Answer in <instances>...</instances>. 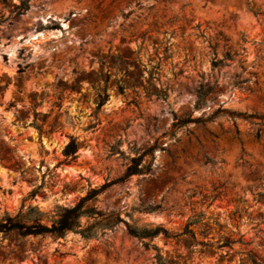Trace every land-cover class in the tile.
<instances>
[{
	"label": "rangeland",
	"instance_id": "obj_1",
	"mask_svg": "<svg viewBox=\"0 0 264 264\" xmlns=\"http://www.w3.org/2000/svg\"><path fill=\"white\" fill-rule=\"evenodd\" d=\"M21 1L0 0V219L73 206L156 145L149 173L88 206L174 234L200 219L191 229L207 245L139 240L124 223L91 239L14 232L0 234V264L264 260V0H31L19 12ZM228 52L237 56L213 70ZM200 85L212 89L197 108ZM189 116L213 118L172 136ZM70 137L78 159L66 164Z\"/></svg>",
	"mask_w": 264,
	"mask_h": 264
},
{
	"label": "trees",
	"instance_id": "obj_2",
	"mask_svg": "<svg viewBox=\"0 0 264 264\" xmlns=\"http://www.w3.org/2000/svg\"><path fill=\"white\" fill-rule=\"evenodd\" d=\"M4 3L7 0H2ZM31 0H23L20 3V6L17 8L19 12H25L29 9V3ZM237 54H231L230 52L226 53L221 60L214 58L212 62L213 70H220L226 66V62L232 61ZM247 79H241L237 76L234 79V85L239 86L247 83ZM211 87H204L200 85L196 90L197 104L196 107L200 108L205 103V98L211 92ZM108 96H100V101L97 109H100L106 102ZM213 118V117H212ZM210 118V119H212ZM209 119V120H210ZM203 118H192L189 116L184 119H176L173 123L172 136L175 135V132L183 127L188 126L189 124H205L207 121ZM37 130L40 132V135H43L45 132L41 126L36 125ZM156 145L150 147L146 151L136 154L134 157L129 159V165L127 170L121 178L105 183L100 188H91L88 193L79 199V201L70 207L57 206L53 211L43 212L37 206H29L25 209L23 206L19 212L12 216L5 214L4 217L0 219V234L8 235L10 233H17L21 237L27 236H51L55 239H62L68 233L80 234L85 239H91L95 237L97 231L104 232L105 230H113L116 225L119 223H124L128 234L131 237L137 238L139 240H149L152 242L155 238L163 236L165 239L179 240L180 237L187 236L193 243L206 246V243H198L196 241L195 232L191 229V226L200 223V219H195L189 222L182 233H172L169 230L161 227H137L136 225H129L125 222L120 215H115L113 213L103 214L96 207H89L88 203L95 201L100 194L109 189L110 187L124 183L129 178L134 176H141L149 173L153 168L154 162V150ZM78 142L74 137L69 138L68 144L63 150V156L65 157L64 163L71 164L75 163L78 159ZM148 157L149 161L145 162L144 159ZM211 163V161H207ZM15 167L18 164L14 165ZM33 191L31 197H34L39 190ZM259 196H264V193H260ZM159 207L155 209H148L147 212L159 211ZM259 217L263 218L260 214ZM87 220V226L85 227L82 223V220ZM261 224H264V220L261 221ZM242 236L237 240H231L227 238L223 244H219L218 248H231L233 245L239 243L243 244ZM156 248V247H155ZM157 249V248H156ZM248 261L251 264H264V260L258 258L252 253H247ZM157 264H168L167 261L161 256H157Z\"/></svg>",
	"mask_w": 264,
	"mask_h": 264
}]
</instances>
